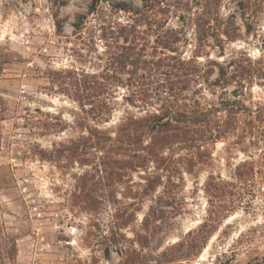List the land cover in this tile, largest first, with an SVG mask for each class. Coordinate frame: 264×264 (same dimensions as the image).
I'll return each instance as SVG.
<instances>
[{"label": "rangeland", "instance_id": "374dc122", "mask_svg": "<svg viewBox=\"0 0 264 264\" xmlns=\"http://www.w3.org/2000/svg\"><path fill=\"white\" fill-rule=\"evenodd\" d=\"M0 264H264V0H0Z\"/></svg>", "mask_w": 264, "mask_h": 264}]
</instances>
